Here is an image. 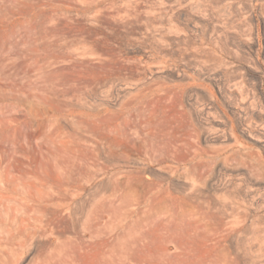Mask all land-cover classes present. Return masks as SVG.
Returning a JSON list of instances; mask_svg holds the SVG:
<instances>
[{
    "label": "rangeland",
    "instance_id": "rangeland-1",
    "mask_svg": "<svg viewBox=\"0 0 264 264\" xmlns=\"http://www.w3.org/2000/svg\"><path fill=\"white\" fill-rule=\"evenodd\" d=\"M49 159L65 235L0 264H98L102 203L103 264H264V0H0V172Z\"/></svg>",
    "mask_w": 264,
    "mask_h": 264
},
{
    "label": "bare ground",
    "instance_id": "bare-ground-1",
    "mask_svg": "<svg viewBox=\"0 0 264 264\" xmlns=\"http://www.w3.org/2000/svg\"><path fill=\"white\" fill-rule=\"evenodd\" d=\"M46 163L51 166V170L43 175H33L28 181L10 179L8 174L0 172V229L4 224L14 223L17 227L26 228L29 234H49L62 238L64 233L60 228L62 218L59 213L62 207L67 208L66 215L70 216L72 213L71 199L75 193V178L64 161L49 159ZM54 166L56 169L52 168ZM97 209L93 221L84 229L89 238L83 242V248L85 252H89L96 247L100 260L98 264H103L107 235L105 206L102 203Z\"/></svg>",
    "mask_w": 264,
    "mask_h": 264
}]
</instances>
